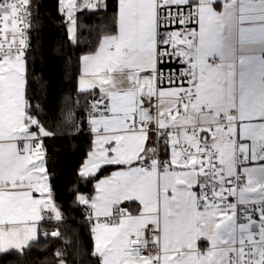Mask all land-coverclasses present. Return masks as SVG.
<instances>
[{
  "label": "snow or ice",
  "instance_id": "6c2138e0",
  "mask_svg": "<svg viewBox=\"0 0 264 264\" xmlns=\"http://www.w3.org/2000/svg\"><path fill=\"white\" fill-rule=\"evenodd\" d=\"M55 5L0 0V254L264 264V0ZM42 19L76 72L55 109ZM85 130L84 158L61 166L48 142L71 150Z\"/></svg>",
  "mask_w": 264,
  "mask_h": 264
},
{
  "label": "trees",
  "instance_id": "16d2710c",
  "mask_svg": "<svg viewBox=\"0 0 264 264\" xmlns=\"http://www.w3.org/2000/svg\"><path fill=\"white\" fill-rule=\"evenodd\" d=\"M44 7L40 9L41 17H55V0H41ZM83 25L89 23V19L85 16L81 18ZM40 23L43 25L42 33H37L36 43L39 44L42 39L45 45L47 59L38 65V70L42 71L46 81H50L51 88L48 94V105L55 109L61 93L64 95L72 92L76 87V72L74 70L65 71L64 61L53 54V44L62 35V30H58L56 25L59 21L56 19H42ZM90 139L87 130L79 138L71 142V150H69L68 142L49 141V147L55 152L60 153L58 159L61 166L74 167L84 158V154L88 148ZM79 219V213L75 214ZM49 231L55 230V224L50 225ZM87 241V233L82 239V243ZM0 264H49L48 258L42 254L33 251L30 257H25L23 262L19 261L14 253L0 254Z\"/></svg>",
  "mask_w": 264,
  "mask_h": 264
}]
</instances>
